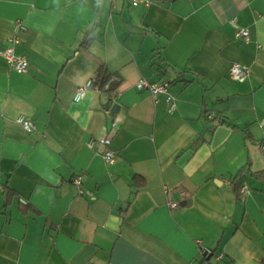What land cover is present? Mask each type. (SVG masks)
Returning a JSON list of instances; mask_svg holds the SVG:
<instances>
[{
    "label": "crops",
    "instance_id": "crops-1",
    "mask_svg": "<svg viewBox=\"0 0 264 264\" xmlns=\"http://www.w3.org/2000/svg\"><path fill=\"white\" fill-rule=\"evenodd\" d=\"M15 30L29 67L0 56V264H264V0H0L2 50ZM101 66L110 109L86 86ZM140 79L169 81L176 108Z\"/></svg>",
    "mask_w": 264,
    "mask_h": 264
},
{
    "label": "built area",
    "instance_id": "built-area-1",
    "mask_svg": "<svg viewBox=\"0 0 264 264\" xmlns=\"http://www.w3.org/2000/svg\"><path fill=\"white\" fill-rule=\"evenodd\" d=\"M129 1L132 6H137L140 4H148L150 2V0H129ZM22 29H24L22 23L18 22L16 25V30H22ZM16 30L10 33L8 36V42L10 43V45L6 47L4 50L0 48V56H2L6 60L10 69L15 70L17 72H26L29 67L28 58L26 56L16 55L12 46L13 43H17L19 41ZM236 34L237 37L242 39L244 42H249L251 39L250 32L247 28L237 27ZM228 77L233 81L244 80L247 77V66L240 63H232L228 69ZM90 84H92V81H89L86 86L88 87L90 86ZM168 87H169V82L166 80L151 82L147 79H140L136 83V88L138 90L148 89L152 95L153 100L155 101L157 100V96L160 93L166 94V101L169 104V110L172 111L176 108V103L174 97L169 93ZM85 89L86 88H81L78 90L75 96L76 100L82 97V95L85 92ZM214 116H215L214 113H210L207 115V117L210 119L214 118ZM16 122L20 124L23 127V129H25L26 131H31L34 128L33 123L29 119H26L23 116L17 117ZM110 142L111 140L108 137H104L100 139V143L104 147L102 157L107 166H112L116 162V158H117L115 151H113V149L110 146ZM92 143L93 141H89L88 145L92 147ZM72 183L75 186H77V188H79V193H84V191L81 189L82 176L80 174L72 178ZM245 191H246V187L243 186L242 192L244 193ZM170 205L174 207L177 204L175 202H172L170 203ZM200 246L203 250L204 257H208L212 253L210 248H207L203 245ZM221 257L222 254L218 255V259H220Z\"/></svg>",
    "mask_w": 264,
    "mask_h": 264
},
{
    "label": "trees",
    "instance_id": "trees-1",
    "mask_svg": "<svg viewBox=\"0 0 264 264\" xmlns=\"http://www.w3.org/2000/svg\"><path fill=\"white\" fill-rule=\"evenodd\" d=\"M115 75V72L109 70L107 67L101 66L96 71L94 79L92 80V86L97 87L105 95V104L108 109L113 106L114 100L112 91L105 89V86ZM133 182L135 185L138 184L137 177H134ZM140 185H143V182L140 183ZM208 258L209 257L203 258L202 262L208 261Z\"/></svg>",
    "mask_w": 264,
    "mask_h": 264
}]
</instances>
